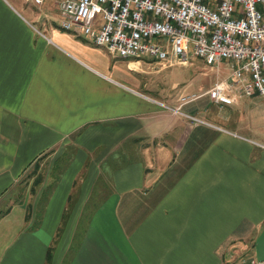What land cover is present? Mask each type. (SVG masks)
<instances>
[{"label":"crops","instance_id":"1","mask_svg":"<svg viewBox=\"0 0 264 264\" xmlns=\"http://www.w3.org/2000/svg\"><path fill=\"white\" fill-rule=\"evenodd\" d=\"M40 5L0 0V264L257 258L264 96L130 86Z\"/></svg>","mask_w":264,"mask_h":264},{"label":"built area","instance_id":"2","mask_svg":"<svg viewBox=\"0 0 264 264\" xmlns=\"http://www.w3.org/2000/svg\"><path fill=\"white\" fill-rule=\"evenodd\" d=\"M42 4L44 0H31ZM60 19L106 39L112 52L146 54L162 63L198 55L219 71L207 93L218 103L232 96L264 94V0H55ZM199 94H183L184 102ZM178 110V107L174 108ZM240 264H264L251 257Z\"/></svg>","mask_w":264,"mask_h":264},{"label":"rangeland","instance_id":"3","mask_svg":"<svg viewBox=\"0 0 264 264\" xmlns=\"http://www.w3.org/2000/svg\"><path fill=\"white\" fill-rule=\"evenodd\" d=\"M258 6L259 8H264V4H258ZM40 7L50 13L56 27H59L60 16L55 0H44ZM78 33L90 43L91 48L88 47L87 51L91 58L101 63L110 76L118 78L130 86H210L212 79H215L218 75L221 77L225 76L229 72L225 59L221 61L219 71H216L214 65L207 64L198 55H190L188 62L185 64H168L142 54L138 57L140 64L136 68H130L127 64V59H130L129 57H123L120 54L119 56L115 52H111V49L110 51L109 48L96 44L94 40L85 34ZM25 175L27 174L25 173ZM25 180L23 179L22 181L24 185L31 182L33 186L36 177L32 175L29 177V181Z\"/></svg>","mask_w":264,"mask_h":264},{"label":"bare ground","instance_id":"4","mask_svg":"<svg viewBox=\"0 0 264 264\" xmlns=\"http://www.w3.org/2000/svg\"><path fill=\"white\" fill-rule=\"evenodd\" d=\"M61 22H62V27H63L66 31H73V30L76 29V27H74L71 23H68V22L63 21V20H62ZM78 34H79V33H78ZM83 34H85V35L88 36L89 38L93 37V38H94V41H95L98 45H102V46L107 47V48H109V49L112 50V46H111V44L109 43L108 40H106V39H102V38L99 37V36L90 35V34H88V33H83ZM116 53H118V54H120V55H122V56H126V57H137V56L139 57V55L136 54V53H119V52H116Z\"/></svg>","mask_w":264,"mask_h":264},{"label":"water","instance_id":"5","mask_svg":"<svg viewBox=\"0 0 264 264\" xmlns=\"http://www.w3.org/2000/svg\"><path fill=\"white\" fill-rule=\"evenodd\" d=\"M256 254L258 259H264V229L257 237Z\"/></svg>","mask_w":264,"mask_h":264}]
</instances>
